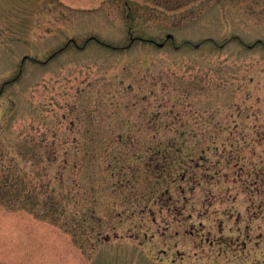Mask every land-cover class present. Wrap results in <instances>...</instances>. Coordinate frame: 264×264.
<instances>
[{"label":"rangeland","instance_id":"374dc122","mask_svg":"<svg viewBox=\"0 0 264 264\" xmlns=\"http://www.w3.org/2000/svg\"><path fill=\"white\" fill-rule=\"evenodd\" d=\"M0 187V264H264V0H0Z\"/></svg>","mask_w":264,"mask_h":264},{"label":"trees","instance_id":"16d2710c","mask_svg":"<svg viewBox=\"0 0 264 264\" xmlns=\"http://www.w3.org/2000/svg\"><path fill=\"white\" fill-rule=\"evenodd\" d=\"M9 188H10V186H8ZM8 187H7V189H8ZM0 190H1V187H0ZM5 194V195H8V193H9V189L7 190V192H3V190L0 192V194Z\"/></svg>","mask_w":264,"mask_h":264},{"label":"water","instance_id":"95a60500","mask_svg":"<svg viewBox=\"0 0 264 264\" xmlns=\"http://www.w3.org/2000/svg\"><path fill=\"white\" fill-rule=\"evenodd\" d=\"M172 35L171 34H168L167 37H171ZM261 41V40H259ZM159 45H162V44H159ZM196 46H198V44H196Z\"/></svg>","mask_w":264,"mask_h":264},{"label":"flooded vegetation","instance_id":"af4514ba","mask_svg":"<svg viewBox=\"0 0 264 264\" xmlns=\"http://www.w3.org/2000/svg\"><path fill=\"white\" fill-rule=\"evenodd\" d=\"M168 38H171L172 39V37H168Z\"/></svg>","mask_w":264,"mask_h":264}]
</instances>
